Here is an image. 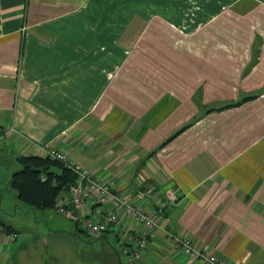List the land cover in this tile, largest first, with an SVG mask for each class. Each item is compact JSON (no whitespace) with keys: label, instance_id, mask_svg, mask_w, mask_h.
Instances as JSON below:
<instances>
[{"label":"crops","instance_id":"0c3cea01","mask_svg":"<svg viewBox=\"0 0 264 264\" xmlns=\"http://www.w3.org/2000/svg\"><path fill=\"white\" fill-rule=\"evenodd\" d=\"M167 1L146 8L145 0H0V132L13 129L0 151L13 161L64 151L115 194L150 189L146 207L158 227L138 264H202L175 252L169 233L230 264H264V131L258 136L255 116L202 115L216 89L204 87L199 102L196 88L171 85L173 68L164 83L145 71L162 49L146 43L147 27L158 16L175 21ZM163 48L182 79L193 75V57ZM167 188L178 196L172 205L164 203ZM87 210L84 217L97 219ZM120 224L103 239L121 243V228L138 229L125 216ZM13 232L18 238L0 218V264H30L26 248L7 238ZM39 252L36 264H46Z\"/></svg>","mask_w":264,"mask_h":264},{"label":"rangeland","instance_id":"374dc122","mask_svg":"<svg viewBox=\"0 0 264 264\" xmlns=\"http://www.w3.org/2000/svg\"><path fill=\"white\" fill-rule=\"evenodd\" d=\"M167 2L177 10L175 21L158 16L147 27L146 43L162 49L160 62L143 65L145 71L161 73L164 83L163 74L167 75L173 68L172 74L177 79L171 85L176 84L177 89L196 88L199 102L204 87L209 91L216 89L219 98L201 108V114L222 111L221 115L231 122L234 117L255 116L259 136L264 131V0ZM159 6L169 5L166 0H145L146 8ZM163 47L177 50L179 60L193 57L192 69L186 70L188 75H193L182 79L184 69L178 63L164 62L168 54ZM245 95L254 99L236 107L217 109ZM192 122L185 127L192 126L195 123ZM18 168L7 152L0 151V218L19 231L16 245L26 248L25 253L31 256L30 264L40 261L39 251L46 264L126 263L127 254L115 237L92 239L56 210L33 208L19 201L7 181Z\"/></svg>","mask_w":264,"mask_h":264},{"label":"built area","instance_id":"2783aa9c","mask_svg":"<svg viewBox=\"0 0 264 264\" xmlns=\"http://www.w3.org/2000/svg\"><path fill=\"white\" fill-rule=\"evenodd\" d=\"M12 128L0 132V138L12 132ZM45 156L49 155L60 160L72 168L78 175L76 183L69 188L70 196L67 200L59 199L55 210L77 223V228L85 231L92 239L102 237L109 230H114L121 224L122 216L128 220V225H137L138 229H120L119 240L128 245L127 261L125 264H138L141 251L146 248L155 229L158 227L156 214L146 207V202L151 197V190L133 189L131 194H115L108 181L94 177L81 167L76 160L70 158L64 151L48 148ZM165 205H172L178 199L172 188L164 192ZM163 203V204H164ZM93 207V214L97 219L84 217L87 209ZM7 238L15 240L17 233H8ZM173 250L187 257L190 261H200L202 264H230L225 259L195 248L191 241L179 234H168Z\"/></svg>","mask_w":264,"mask_h":264},{"label":"trees","instance_id":"16d2710c","mask_svg":"<svg viewBox=\"0 0 264 264\" xmlns=\"http://www.w3.org/2000/svg\"><path fill=\"white\" fill-rule=\"evenodd\" d=\"M252 97V95H245L239 101L228 103L217 109L223 110L232 106H239L252 100ZM183 128L186 127H182L168 140L179 134ZM14 162L19 168L14 170L10 175V187L15 192L19 201L33 208L55 210L60 196L66 193L70 186L76 183L78 178L77 173L72 168L49 155L18 154L15 156ZM6 226L7 229L11 228V226ZM74 226L77 228L76 222H74Z\"/></svg>","mask_w":264,"mask_h":264}]
</instances>
